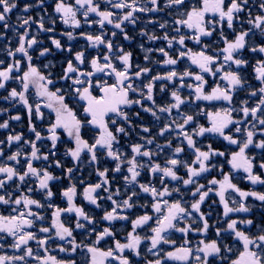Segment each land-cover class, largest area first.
Listing matches in <instances>:
<instances>
[{"label": "snow or ice", "instance_id": "obj_1", "mask_svg": "<svg viewBox=\"0 0 264 264\" xmlns=\"http://www.w3.org/2000/svg\"><path fill=\"white\" fill-rule=\"evenodd\" d=\"M260 188L264 0H0V264H264Z\"/></svg>", "mask_w": 264, "mask_h": 264}, {"label": "trees", "instance_id": "obj_2", "mask_svg": "<svg viewBox=\"0 0 264 264\" xmlns=\"http://www.w3.org/2000/svg\"><path fill=\"white\" fill-rule=\"evenodd\" d=\"M24 2H25V0H19L20 7L23 6ZM18 10H19V9H17L16 11H14V12L11 14V20H12V22H15L16 12H17ZM33 14H34V13H33ZM131 30H132V29H131ZM130 35L135 36L136 33L133 32V33L130 34ZM118 42H120V43H124V44H125V47L128 48L127 43L124 42V41L122 40V37H118ZM137 42H138V38H137ZM137 42H134V43L132 44L130 50H132V51L134 52V61L137 60V59H139V60L142 62V55H143V54L140 52L139 48L136 47V43H137ZM46 43H47V41H46ZM83 43H85V42H84V41H77V42H76V46L79 47L80 44H83ZM57 59H60V57L58 56ZM148 119H149V118H148ZM25 130H26V129H25Z\"/></svg>", "mask_w": 264, "mask_h": 264}, {"label": "flooded vegetation", "instance_id": "obj_3", "mask_svg": "<svg viewBox=\"0 0 264 264\" xmlns=\"http://www.w3.org/2000/svg\"><path fill=\"white\" fill-rule=\"evenodd\" d=\"M131 28V27H130ZM190 46H191V44H190ZM248 72L250 73L251 72V68H249L248 69ZM243 95V94H242ZM208 110H212L211 109V107H209V109ZM150 119V118H149ZM203 122L204 123H206V120H203ZM240 186L242 187V188H244L245 190H247L249 187H251L250 185H247V184H245V183H243V182H240ZM259 190H261V191H264V188H260ZM250 202H251V200H250ZM258 203V202H257ZM205 210H207L206 208H205ZM253 217L254 218H259L260 216H262V215H264V213H262L261 211H260V209H259V207H257V208H254L253 209ZM10 239V238H9ZM33 247H35V245H33ZM5 250H7V249H5ZM53 255H57L58 257L60 256V255H62V254H59V253H56V252H53L52 253Z\"/></svg>", "mask_w": 264, "mask_h": 264}, {"label": "rangeland", "instance_id": "obj_4", "mask_svg": "<svg viewBox=\"0 0 264 264\" xmlns=\"http://www.w3.org/2000/svg\"><path fill=\"white\" fill-rule=\"evenodd\" d=\"M131 26H129V28H128V31H129V34H132L133 33V31L131 30V28H130Z\"/></svg>", "mask_w": 264, "mask_h": 264}]
</instances>
